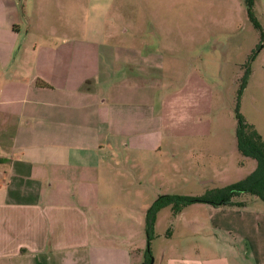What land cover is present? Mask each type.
Instances as JSON below:
<instances>
[{
  "label": "crops",
  "instance_id": "0c3cea01",
  "mask_svg": "<svg viewBox=\"0 0 264 264\" xmlns=\"http://www.w3.org/2000/svg\"><path fill=\"white\" fill-rule=\"evenodd\" d=\"M260 2L255 0L254 12L264 30L256 9ZM111 3L86 0L84 21L83 0H0V264H132L131 235L123 234L125 247L118 240L114 244L116 233L96 227L102 224L100 193L120 176L123 191L143 199L142 215L132 219L144 227V212L154 199L147 203L142 193L161 185L164 175L157 156L162 140L174 147L186 124L169 122L172 133L164 137L159 98L152 100L140 84L123 82L107 90L118 72L123 75L116 61L127 65L125 72L137 67L145 74L160 62V50L143 52L150 42L125 40L122 48L105 43ZM131 11L124 9L123 15L143 14ZM135 28L124 26L122 32L136 35ZM114 47L122 49L121 56ZM263 50L259 34L252 54ZM149 86L158 94L156 85ZM132 89L139 92L137 101L120 97L128 98ZM191 124L186 128L204 123ZM214 124L202 126L204 146L191 145V152L220 149L225 137L221 123ZM145 157L149 161L141 163ZM135 170L137 175L131 174ZM236 200L245 206L184 207L188 219L180 227L199 242L165 250L161 262L264 264V202L252 196ZM125 219L131 221L130 213Z\"/></svg>",
  "mask_w": 264,
  "mask_h": 264
},
{
  "label": "rangeland",
  "instance_id": "374dc122",
  "mask_svg": "<svg viewBox=\"0 0 264 264\" xmlns=\"http://www.w3.org/2000/svg\"><path fill=\"white\" fill-rule=\"evenodd\" d=\"M83 8L85 21L86 0H83ZM127 8L132 11L141 9L143 14L125 17L123 11ZM256 9L264 22V0ZM134 17L137 19L133 20ZM128 25L136 26V35L130 30L122 32ZM104 26L106 44L112 42L122 48L125 40L132 45L145 41L150 45H144V53L148 49L160 50L157 53L160 56L159 69L151 64L146 74L137 67L125 72L127 65L116 61L115 67L121 68L123 75L119 76L118 72L115 76L116 69L112 68L115 76L112 82L116 83L107 84V90H116L123 82L129 86L140 84L146 94L152 95V100L159 98L157 106L160 105L164 137L172 133L167 128L169 122L186 124V127L191 123H221L225 137L220 149L208 155L190 149L191 145L204 146V124L180 128L174 147L164 138L160 154L157 153L158 159L162 157L159 159L164 173L162 184L142 193L147 196V203L165 194L199 196L241 181L255 170L256 162L241 156L235 146L237 109L264 141V50L259 56L252 54L260 32L248 20L243 0H112ZM121 48L114 47L116 56H121ZM122 77L123 81H120ZM151 84L156 85L158 94L154 95ZM138 93L132 89L128 98L120 97L137 101ZM190 134L194 136L189 137ZM190 141L192 144L188 145ZM168 148L175 152L171 153ZM132 154L135 153L130 151L129 155ZM118 157L117 162L122 167L121 157ZM148 161L149 158L145 157L141 163ZM168 167L171 170L166 173ZM136 171L131 174L137 175ZM123 184L124 180L115 176L114 185L100 193L97 209L102 211L98 217L102 224L96 227L100 233L107 230L116 233L113 235L117 237L114 244L118 240L125 247L124 235H131V244H136L131 247L132 264H144L145 261L147 264H163L165 250L188 248L199 242L198 238H189L180 227L188 219V208L172 212L165 207L156 216L146 246L144 227H138L132 219L142 215L140 204L143 199L127 194L123 191ZM107 201L112 203L103 210ZM127 213H130L131 221L124 220ZM194 216L198 214L194 213ZM100 239L103 243L110 242L109 238Z\"/></svg>",
  "mask_w": 264,
  "mask_h": 264
},
{
  "label": "trees",
  "instance_id": "16d2710c",
  "mask_svg": "<svg viewBox=\"0 0 264 264\" xmlns=\"http://www.w3.org/2000/svg\"><path fill=\"white\" fill-rule=\"evenodd\" d=\"M243 3L246 8L248 20L260 32L262 42L264 39V30L254 12L255 0H243ZM236 121L235 139L237 151L241 156L253 159L256 162L255 170L241 181L210 190L199 196L183 197L167 194L157 196L144 212L146 246H148V242L151 239L156 214L165 207H169L172 212H178L181 208L193 204L242 208L245 206L244 202L236 200L241 196L256 197L264 202V141L254 127L246 123L244 116L238 109L236 110ZM144 264H147V262L145 261Z\"/></svg>",
  "mask_w": 264,
  "mask_h": 264
}]
</instances>
